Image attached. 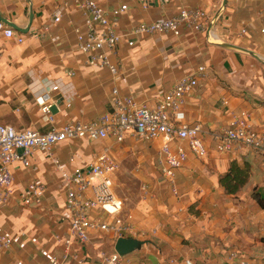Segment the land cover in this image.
Instances as JSON below:
<instances>
[{
  "label": "crops",
  "instance_id": "crops-1",
  "mask_svg": "<svg viewBox=\"0 0 264 264\" xmlns=\"http://www.w3.org/2000/svg\"><path fill=\"white\" fill-rule=\"evenodd\" d=\"M94 1L108 11L127 5L119 20L120 31L126 33L138 22L174 17L182 8L202 9L211 21L223 0H158V6L150 5L155 0ZM0 12L21 29L29 25L30 13L34 15L26 34L15 31L23 43L0 33V124L48 131V117L36 104L46 94L58 109L52 114L56 126L94 121L111 112L114 88L155 107L181 77L195 75L203 66L206 76L187 96L185 111L189 123L203 125L206 143L213 145L241 112L249 114L254 129H264V64L210 43L207 34L183 29L178 37L129 38L133 47L122 42L117 48L115 79L107 69L89 65L79 51L74 29L82 26L83 16L73 0H0ZM263 28L264 0H227L213 29L214 41L252 50L264 59ZM53 86L58 91L52 92ZM160 146V140L144 143L132 136L121 144L75 139L56 145L51 157L35 152L30 168L15 163L12 197L0 216L11 246L0 253V264H49L50 255L61 257L70 218L62 171L91 164L103 147H110L120 162L115 193L124 200L122 217L132 227L124 237L147 242L140 251L121 257L120 264H232L228 254L234 250L264 263V210L251 198L252 189L264 185L262 158L249 149L236 155L214 151L204 160L189 154L177 173L175 196L157 167ZM233 161L250 168L249 181L237 196L228 195L219 183ZM134 174L141 182L138 189L130 183ZM33 183L44 187L40 206L21 201V193ZM117 239L93 233L87 244L74 242L64 264H105L115 253Z\"/></svg>",
  "mask_w": 264,
  "mask_h": 264
},
{
  "label": "built area",
  "instance_id": "built-area-1",
  "mask_svg": "<svg viewBox=\"0 0 264 264\" xmlns=\"http://www.w3.org/2000/svg\"><path fill=\"white\" fill-rule=\"evenodd\" d=\"M73 2L83 16L82 26L74 29L79 51L86 56L89 65L107 69L115 79L119 74V62L115 60L117 48L122 42L133 47L134 42L129 38L158 34L178 37L186 29L207 34L208 41L214 40V32L209 29L210 17L202 9L182 8L174 17L138 22L128 32L122 33L119 20L127 13V5L108 11L94 0ZM59 20L57 17L56 22ZM261 32L264 33V28ZM0 33L8 39L15 38L17 43L24 41L22 36L16 37L15 31L3 22H0ZM205 72L206 68L201 66L195 75L181 77L155 107L140 104L131 96H122L119 89L114 88L112 111L89 122L72 120L56 126L49 94L38 97L36 104L51 125L48 131L19 130L12 125L0 124V216L3 206L12 197L15 182L13 165L19 162L25 169L30 168L35 152L51 157L53 148L65 141L77 139L95 144L111 139L121 144L128 136L144 143L160 140L157 167L175 196L178 195L176 176L184 168L189 154L200 159L209 156L211 151L221 155H236L249 149L260 156L264 163V129H254L247 112L233 116L221 135L213 140V145L206 143L203 138L201 123H189L186 120V98L206 76ZM58 89V86H53L51 91L56 92ZM223 103L227 105L228 100L224 99ZM20 150H23L22 153ZM73 161L71 158L70 162ZM119 170L117 157L110 147H103L91 164L62 171L66 187L65 206L70 214L69 232L67 238H63L64 251L61 257L50 255L49 264H64L72 255L74 242L87 244L93 233H110L120 238L131 230L132 227L122 217L124 200L115 193L113 175ZM139 170L138 166L136 171ZM43 192L41 184L33 183L21 193V201L26 206H40ZM96 212L99 214L96 215ZM10 246L11 240L0 223V253ZM228 255L232 264H264L255 257L235 250ZM120 260L121 256L115 252L105 259V264H120ZM186 264L192 263L187 261Z\"/></svg>",
  "mask_w": 264,
  "mask_h": 264
},
{
  "label": "water",
  "instance_id": "water-1",
  "mask_svg": "<svg viewBox=\"0 0 264 264\" xmlns=\"http://www.w3.org/2000/svg\"><path fill=\"white\" fill-rule=\"evenodd\" d=\"M30 3V0H27ZM226 2L227 0H223L222 1V5L220 6V8L216 11V13L213 15V18L210 21L209 24V29L210 31H213L218 19L220 18V16L222 15L224 8L226 6ZM151 6H158V0H155L153 3H150ZM34 15L31 12L30 16H29V25L25 28V29H21L19 28L16 24H14L13 22L9 21L5 15L0 12V22L5 23L7 26L11 27L14 31L26 34L32 24ZM210 43H213L219 47L225 48V49H230V50H235V51H239L242 53H246L248 55H250L251 57H253L254 59H257L258 61H260L261 63L264 64V59H262L259 55H257L254 51L231 44V43H227V42H223V41H209ZM57 107L56 105L51 107V112L53 114L57 113ZM23 150H20V153H22ZM147 242L144 241H140V240H136V239H132V238H125V237H120L117 239L116 243H115V252L120 255L121 257L127 256L133 252H137L140 251L144 245H146Z\"/></svg>",
  "mask_w": 264,
  "mask_h": 264
},
{
  "label": "trees",
  "instance_id": "trees-1",
  "mask_svg": "<svg viewBox=\"0 0 264 264\" xmlns=\"http://www.w3.org/2000/svg\"><path fill=\"white\" fill-rule=\"evenodd\" d=\"M250 168L247 165L240 166L236 161L231 162L228 171L220 178V186L228 195L237 196L242 188L248 183ZM251 198L264 210V194L255 186L251 192Z\"/></svg>",
  "mask_w": 264,
  "mask_h": 264
},
{
  "label": "rangeland",
  "instance_id": "rangeland-1",
  "mask_svg": "<svg viewBox=\"0 0 264 264\" xmlns=\"http://www.w3.org/2000/svg\"><path fill=\"white\" fill-rule=\"evenodd\" d=\"M173 147H174V145H173ZM212 153H213V151L210 152V155H209V156L204 157V158H200V159H201V160L207 159V158H209V157L211 156ZM198 159H199V158H198ZM124 162H125V161H124ZM122 164H123V162H122ZM131 167H132V166H131ZM131 167L129 168L130 171H131V169H132ZM118 175H119L118 172L115 173V174L113 175V179H114L115 184H116V178H117ZM132 179H133V180H130V183H131L134 187H136V188L138 189V187L141 185V184H140L141 182H140L139 178L137 177V175L134 174V177H132ZM251 184H253V183L251 182ZM115 186H116V185H115ZM136 188H135V189H136ZM115 189H116V187H115ZM259 191H260L262 194H264V185L262 186L261 190L259 189ZM95 214L98 215L99 213L96 212ZM263 242H264V240H263ZM238 252L242 253L241 251H238Z\"/></svg>",
  "mask_w": 264,
  "mask_h": 264
}]
</instances>
